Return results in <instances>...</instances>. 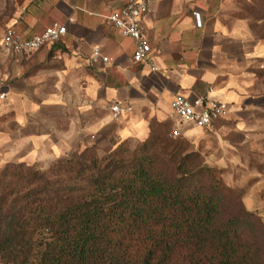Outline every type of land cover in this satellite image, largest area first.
Masks as SVG:
<instances>
[{
    "label": "crops",
    "instance_id": "obj_1",
    "mask_svg": "<svg viewBox=\"0 0 264 264\" xmlns=\"http://www.w3.org/2000/svg\"><path fill=\"white\" fill-rule=\"evenodd\" d=\"M147 1L149 13L142 26L156 72L145 63H133L132 40L121 37L105 21L125 0L23 3L11 24L22 39L54 24L64 25L66 33L34 52L6 55L2 51L7 127L12 133L24 130L49 108L70 111V120L66 130L25 135L29 148L16 156L17 162L51 164L78 145H103L110 138L142 140L152 121L172 119L191 138L198 128L180 123L172 114L177 97L225 103L227 110L212 129L233 115L260 44L239 23H222L223 6L218 8V0ZM95 48L110 61L94 58ZM113 102L133 110L114 120L109 112Z\"/></svg>",
    "mask_w": 264,
    "mask_h": 264
},
{
    "label": "trees",
    "instance_id": "obj_2",
    "mask_svg": "<svg viewBox=\"0 0 264 264\" xmlns=\"http://www.w3.org/2000/svg\"><path fill=\"white\" fill-rule=\"evenodd\" d=\"M172 127L152 121L135 149L110 138L108 150L93 143L46 169L6 165L0 264H264L239 233L250 212L222 219V190L187 168Z\"/></svg>",
    "mask_w": 264,
    "mask_h": 264
},
{
    "label": "rangeland",
    "instance_id": "obj_3",
    "mask_svg": "<svg viewBox=\"0 0 264 264\" xmlns=\"http://www.w3.org/2000/svg\"><path fill=\"white\" fill-rule=\"evenodd\" d=\"M25 1L0 0V41ZM221 4L222 23L226 26L239 23L244 32L260 44L249 67L250 76L240 93L238 106L232 116L223 120L221 127L198 129L191 138L185 137L174 120H169L173 123L172 133L183 137L175 146L184 149L182 156L192 154L186 160L187 168L201 169V185L222 190V219L242 215L243 210L250 212L252 217L240 227L239 233L243 241L260 247L264 256V0H218V8ZM5 74L6 60L0 46V173L8 164L21 163L16 161V156L29 148L24 143L25 135L66 130L70 120V111L49 108L32 118L24 130L12 133L6 123L9 117L6 114ZM111 143H118V140L112 139ZM127 144L130 149L139 145L136 141ZM85 146L88 145H78L66 154L80 151ZM99 148L108 150L110 145L106 143ZM39 165L46 169L50 164L45 161Z\"/></svg>",
    "mask_w": 264,
    "mask_h": 264
},
{
    "label": "built area",
    "instance_id": "obj_4",
    "mask_svg": "<svg viewBox=\"0 0 264 264\" xmlns=\"http://www.w3.org/2000/svg\"><path fill=\"white\" fill-rule=\"evenodd\" d=\"M43 2L44 0H37ZM149 13L147 0H125L124 4L117 10L105 17V21L123 38H129L134 45L132 54L133 63H145L152 72L158 69L150 63V47L145 40L142 22ZM196 26H201V20L195 15ZM66 33L64 25L54 24L47 27L40 34L24 40L18 31L9 26L4 31L0 46L6 55H23L39 50L47 43L58 42ZM94 58H101L102 62L110 60L100 56V50L95 48L92 53ZM3 98V95H1ZM132 107L124 106L119 102L109 105V112L114 120L131 113ZM227 105L218 100L198 99L190 102L184 98L177 97L172 104V114L180 122L190 124L200 130H210L215 123L225 114Z\"/></svg>",
    "mask_w": 264,
    "mask_h": 264
}]
</instances>
